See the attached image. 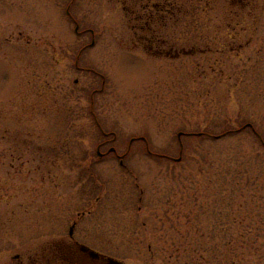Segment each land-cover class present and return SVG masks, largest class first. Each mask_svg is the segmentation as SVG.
<instances>
[{
    "label": "rangeland",
    "instance_id": "rangeland-1",
    "mask_svg": "<svg viewBox=\"0 0 264 264\" xmlns=\"http://www.w3.org/2000/svg\"><path fill=\"white\" fill-rule=\"evenodd\" d=\"M75 220L122 264H264V0H0V264Z\"/></svg>",
    "mask_w": 264,
    "mask_h": 264
},
{
    "label": "flooded vegetation",
    "instance_id": "flooded-vegetation-1",
    "mask_svg": "<svg viewBox=\"0 0 264 264\" xmlns=\"http://www.w3.org/2000/svg\"><path fill=\"white\" fill-rule=\"evenodd\" d=\"M155 5V4H154ZM153 5V6H154ZM156 7V5H155ZM105 132V131H104ZM105 134H107L105 132ZM107 140L102 141L98 145V156H103L104 154L100 152V148L104 145H106ZM111 148L112 152H115L117 149L116 147H109V150ZM142 192V191H141ZM143 193V192H142ZM90 212V211H88ZM72 230V232H71ZM87 238V236H86ZM85 239V238H84ZM87 240V239H85ZM88 241H82L77 233H76V220L73 222V224L70 226L68 235H62V247L59 249V253H57L58 260L62 261V264H115L110 259V254L103 252L97 248H95L93 245L87 243ZM93 244V243H92ZM92 250H96L98 253H94ZM17 254L15 257H18ZM55 262L57 260L53 258ZM41 261L40 259H38ZM44 264L45 261L48 264H51L52 259L51 258H44ZM37 261V259L32 258V262ZM55 264V263H53ZM122 264V263H117Z\"/></svg>",
    "mask_w": 264,
    "mask_h": 264
},
{
    "label": "trees",
    "instance_id": "trees-1",
    "mask_svg": "<svg viewBox=\"0 0 264 264\" xmlns=\"http://www.w3.org/2000/svg\"><path fill=\"white\" fill-rule=\"evenodd\" d=\"M161 11H162V9H161ZM159 13H161V12H159ZM157 13H153V14H148V15H146V16H144L143 15V18H145L146 17V20L144 21V27L143 28H146V29H149L150 28V22H151V20L155 17L154 15H156ZM148 27V28H147ZM150 30V29H149Z\"/></svg>",
    "mask_w": 264,
    "mask_h": 264
},
{
    "label": "water",
    "instance_id": "water-1",
    "mask_svg": "<svg viewBox=\"0 0 264 264\" xmlns=\"http://www.w3.org/2000/svg\"><path fill=\"white\" fill-rule=\"evenodd\" d=\"M179 160V159H178ZM71 232H72V230H71ZM94 253H97L96 251H94V250H92ZM110 259L115 263V264H117V263H120V261L119 260H117V259H115V258H113V257H110Z\"/></svg>",
    "mask_w": 264,
    "mask_h": 264
}]
</instances>
